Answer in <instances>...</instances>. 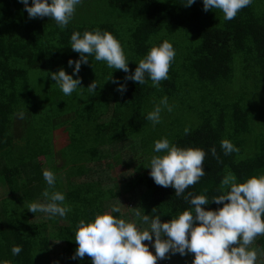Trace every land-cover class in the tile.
I'll return each instance as SVG.
<instances>
[{"label": "trees", "instance_id": "trees-1", "mask_svg": "<svg viewBox=\"0 0 264 264\" xmlns=\"http://www.w3.org/2000/svg\"><path fill=\"white\" fill-rule=\"evenodd\" d=\"M103 1L128 23L126 38L119 24L70 21L62 30L56 22L30 19L18 0H0V260L92 264L87 254L72 259L80 220L91 222L107 212L150 230L156 216L162 223L170 222L191 210L189 193L205 195L211 203L229 191L221 187L229 172L237 183L264 174V0H252L230 21L218 9L205 12L203 0L190 7L185 6L187 0ZM97 27L119 40L130 73L89 55L88 64L73 76L82 78L80 87L65 95L51 73L63 68L71 75L74 69L68 71V61L80 58L71 49L72 33ZM164 40L175 50L168 79L159 88L147 77L143 85L127 81L124 94L116 91L109 79L124 83L136 63ZM95 80L98 86L90 92L87 87ZM189 80L205 93L202 103L210 100L211 110L198 113L199 125L177 134L171 144L203 149L205 175L175 196L174 188L155 184L150 169L135 173L144 158L143 140L136 134L149 123L145 110L165 96L168 102L183 100ZM21 111L23 119L16 115ZM56 119L58 125L53 124ZM127 130L130 134L125 136ZM225 139L238 151L225 155L221 148ZM213 147L216 156L210 151ZM59 153L66 160L61 169L56 164ZM41 158L56 176L49 191L65 194L64 206L70 211L64 217L28 211L31 203L44 202L42 193L48 188ZM122 167L116 178L113 169ZM126 202L132 205L128 214L123 213ZM113 206L121 211L111 212ZM204 207L216 210L223 204ZM137 211L149 215V223L136 217ZM13 246L22 248L19 255L12 254ZM249 249H258L256 264H264V234ZM190 254H169V260L187 264Z\"/></svg>", "mask_w": 264, "mask_h": 264}, {"label": "clouds", "instance_id": "clouds-1", "mask_svg": "<svg viewBox=\"0 0 264 264\" xmlns=\"http://www.w3.org/2000/svg\"><path fill=\"white\" fill-rule=\"evenodd\" d=\"M30 19L50 17L62 30L73 18L76 7L82 0H18ZM196 3L187 0L186 7ZM252 0H203L204 11L218 9L224 20L234 19L237 13L250 5ZM72 51L79 53L78 60H69L68 67L74 70L71 75L61 68L52 72L51 78L65 95H71L82 83V78L74 79L81 71L82 64H88V56L94 54L96 61L106 62L107 67L130 73L129 61L125 51L115 36L99 27L81 34L74 31L70 38ZM175 58L173 45L164 40L154 45L148 53L136 63L134 73L126 75L122 83L118 79H109L117 85L116 91L124 94L127 81L143 85L150 79L153 87L159 88L162 80L168 79L170 65ZM98 84L93 81L87 89L95 92ZM130 103V102H129ZM169 112L172 107L165 96L147 119L153 125L161 122L163 107ZM16 115L24 118V112ZM188 129H185L187 134ZM225 155L237 152L238 149L227 139L221 141ZM154 152L149 165L150 177L155 184L165 188L172 187L175 196L182 195L186 189L199 182L205 175L204 160L206 152L200 148H180L171 144L167 138L154 142ZM216 156V148L210 149ZM44 180L48 188L42 196L44 202H33L28 206L32 213L43 212L50 216L64 217L70 209L64 206L65 195L59 191H49L56 183V176L51 170H43ZM229 172L221 181V187L229 191L213 197L211 203L223 204L216 210H205L209 205L205 195H193L191 210H185L170 222H161L160 216L151 219L150 230H140L136 223L117 218L107 212L97 214L91 222L80 220L75 231V242L78 248L72 259L87 256L92 264H157L158 260L170 258L169 254L187 256L194 254L192 264H256L258 249H249L254 239L264 234V174L253 176L243 183ZM227 202V203H226ZM155 210V209H154ZM120 207L113 206L111 212L119 213ZM136 217L149 223V215L137 211ZM153 237H155L153 242ZM148 241V244L144 242ZM154 249V254L150 251ZM20 246H13V255H19ZM0 264H11L0 260Z\"/></svg>", "mask_w": 264, "mask_h": 264}, {"label": "rangeland", "instance_id": "rangeland-1", "mask_svg": "<svg viewBox=\"0 0 264 264\" xmlns=\"http://www.w3.org/2000/svg\"><path fill=\"white\" fill-rule=\"evenodd\" d=\"M42 20H44L47 24L55 22L51 20L50 17H43ZM71 21L79 22L80 25L103 23L119 24L122 26V29L120 30L125 38L128 31V23H126V20L123 18V16H120L118 11L107 7L103 0H82V3L76 7L75 14ZM71 69H74V65L72 68H69L68 71H71ZM189 84L190 85L188 88L187 86L185 87L187 89L184 91L186 95L183 100L173 99L171 102H168V104L172 107L171 112H169L166 107L162 106L163 110L161 112L160 123L153 125V123L149 121L148 125L144 127L143 133L140 135L136 134V137L143 140L144 145V150H142L144 153L142 158H144L141 159L137 169L135 170L137 175L143 174L145 171H147L149 168L146 167L149 165L152 156L157 155V153H155L153 150L155 141L162 138H167L170 143H172V138L177 134L185 132V129L189 130L190 128L199 125V121L197 120L198 113L211 110V108H207L210 100L205 102L206 104L202 103L205 93L200 92V88L197 86V83L189 80ZM161 99H159L158 102L151 104L145 110V112L148 114L149 112L153 111L154 107L160 103ZM54 101H57V99L55 98ZM191 106H193L194 111L192 110ZM125 121L126 123L129 121L128 117L125 118ZM59 122L60 121L56 119L53 124L58 125ZM262 123L263 122L261 121L259 124L262 126ZM59 132L60 131H57L56 133L58 134ZM129 134V131L127 130L125 132V136H128ZM58 158L59 159L56 160V164L57 167L61 169L62 167H65L66 160L61 153H59ZM40 161L43 163L44 169L48 170V164L46 160L41 158ZM123 168L124 167L113 169V174L116 178L119 176ZM130 205V202H126V204L123 206V213H129L131 209ZM131 222L135 223L136 221L133 220ZM193 259L194 254H190L187 264H192Z\"/></svg>", "mask_w": 264, "mask_h": 264}, {"label": "built area", "instance_id": "built-area-1", "mask_svg": "<svg viewBox=\"0 0 264 264\" xmlns=\"http://www.w3.org/2000/svg\"><path fill=\"white\" fill-rule=\"evenodd\" d=\"M130 207L132 208V205H130ZM144 243L145 244H148L149 242L148 241H145ZM150 251H152L153 254H154V249H152L151 247H150ZM157 264H172V262L169 260V258H165L163 260H158L157 261Z\"/></svg>", "mask_w": 264, "mask_h": 264}]
</instances>
